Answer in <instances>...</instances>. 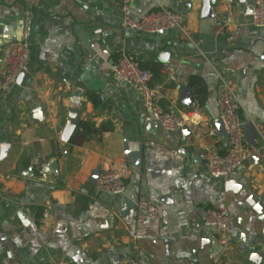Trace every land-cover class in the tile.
<instances>
[{"label": "crops", "instance_id": "crops-1", "mask_svg": "<svg viewBox=\"0 0 264 264\" xmlns=\"http://www.w3.org/2000/svg\"><path fill=\"white\" fill-rule=\"evenodd\" d=\"M203 1L131 0L138 15L162 6L183 14L184 34L124 31L120 0H0V66L8 43L23 37L30 49L28 69L0 94V264H210L218 235L203 216L211 208L231 217L233 247L222 264H257L253 252L264 264V221L248 203L256 195L264 204V158L240 166L239 193L204 165L206 148L228 149L227 136L210 134L219 75L237 90L243 119L258 130L254 146L264 151V27L253 23L252 0H217L211 16ZM123 52L151 70L163 105L187 118V128L171 132L143 119L137 90L113 72ZM74 109L79 122L113 129L82 145L61 141ZM122 159L131 167L125 193L97 191L95 171ZM127 199L155 202L159 218L138 221L135 206L124 214Z\"/></svg>", "mask_w": 264, "mask_h": 264}, {"label": "built area", "instance_id": "built-area-1", "mask_svg": "<svg viewBox=\"0 0 264 264\" xmlns=\"http://www.w3.org/2000/svg\"><path fill=\"white\" fill-rule=\"evenodd\" d=\"M252 19L254 25L264 27V0H252ZM122 10L121 28L124 31L138 33H161L168 30H179L186 34L185 17L183 14L160 7L154 11L136 14L131 0H120ZM30 49L25 39L8 43L4 49L3 62L0 66V94L9 90L17 83V78L29 66ZM113 72L119 82L131 85L140 95L143 103V119L155 123L171 132H179L189 126L188 119L179 115L174 108L163 105L165 94L160 87L151 84L153 73L127 52L121 53L113 66ZM102 98H104L102 96ZM217 102L219 118L223 121L228 139V149L221 152L217 147L205 149L204 165L212 177H235L242 164L257 156L264 158L263 147L251 146L246 141L245 121L242 117V102L234 85L226 77L219 75ZM197 108V104H193ZM213 136H220L217 127L210 131ZM59 138L63 140V132ZM184 151L185 149L182 148ZM131 173L127 159L113 162L107 169L101 171L96 189L111 195L125 193L126 180ZM138 221L156 220L161 214V207L148 200L138 201L135 205ZM51 211L46 207L43 211L42 222L49 221ZM204 223L216 229L218 249L210 264H222L223 256L227 255L232 245V223L228 209H207L203 216ZM131 235L136 237L131 231ZM57 264H71L61 261ZM124 264H142L139 260L131 259Z\"/></svg>", "mask_w": 264, "mask_h": 264}, {"label": "water", "instance_id": "water-1", "mask_svg": "<svg viewBox=\"0 0 264 264\" xmlns=\"http://www.w3.org/2000/svg\"><path fill=\"white\" fill-rule=\"evenodd\" d=\"M246 1V0H242ZM217 0H204L203 1V7H202V12L204 15L211 16L212 13V7L216 4ZM250 10L252 12L253 8L250 6ZM21 37L20 39H22ZM18 39V40H20ZM166 52L161 53V56L163 57V61H166L164 56H166ZM25 71H22L19 74L18 79H20L24 75ZM191 91L190 89L183 90L182 92V101L184 104H190L192 102L191 100ZM79 118H80V112L78 110H71L69 114V119L67 121V124L65 126V129L63 131V140L65 142H68L75 132V130L78 127L79 124ZM216 127L218 128L220 134L222 137H226V130H225V125L223 121L218 118L216 120ZM187 130L184 131L185 134H187ZM245 136H246V141L251 145L254 146L257 143V138H258V130L256 129V126L253 122H247L245 124ZM10 148V142H5L2 145V150L3 154L7 153V151ZM66 152V151H64ZM124 153L125 155L129 156L137 165H140L141 163V156L139 152L136 151H131L129 149V146L127 143H125L124 146ZM56 165V162L53 161L48 167V170L53 171L54 166ZM101 173V167H99L95 173L93 174L92 177V182L96 183L99 175ZM225 185L228 190H232L235 193H239L243 189V184L241 183L240 179L236 177H226L225 178ZM248 203L255 209V211L258 213L260 219L264 221V204L262 201L259 200V198L256 195H252L248 199ZM135 206V203H133L130 199H127L125 202V206L123 208V213L125 214L129 209L133 208ZM263 258V255L260 253H251V259L256 262L257 264H260L259 261Z\"/></svg>", "mask_w": 264, "mask_h": 264}, {"label": "trees", "instance_id": "trees-1", "mask_svg": "<svg viewBox=\"0 0 264 264\" xmlns=\"http://www.w3.org/2000/svg\"><path fill=\"white\" fill-rule=\"evenodd\" d=\"M148 68V67H147ZM155 73L158 74V71ZM194 83L197 80L196 78L193 79ZM193 83V81H192ZM93 102L95 105L99 104V98L95 95L91 96ZM199 99V98H198ZM113 127L110 124H103L100 127H97L93 122L91 121H85L82 120L79 122L77 129L73 133V135L70 138L69 143L73 145H82L87 140H90L91 138L102 135L106 131L112 130Z\"/></svg>", "mask_w": 264, "mask_h": 264}]
</instances>
